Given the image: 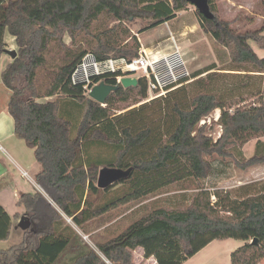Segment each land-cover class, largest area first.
<instances>
[{"label": "trees", "instance_id": "1", "mask_svg": "<svg viewBox=\"0 0 264 264\" xmlns=\"http://www.w3.org/2000/svg\"><path fill=\"white\" fill-rule=\"evenodd\" d=\"M206 1V11L196 8L200 27L228 49L237 67L230 70L264 73V56H258L249 44V40L262 41L263 28L236 31L231 21L216 15L211 0ZM188 4L187 0H0V57L7 50L6 34L15 38L17 46L16 56L0 74L10 90L7 109L14 133L33 149L41 165L35 181L46 194L38 190L22 193L18 200L22 214L11 216L0 204V240L10 237L13 220L23 219L22 226L18 221L15 224L21 239L0 248V264H56L67 252L71 255L61 264H135L132 251L137 247L142 248L144 258L153 257L157 264H182L209 242L226 238L244 241L230 253L231 264H257L264 257V179L257 185L245 183L239 195L200 185L187 205L152 209L94 247L73 227L85 231L90 221L166 185L207 178L213 170V156L231 158L240 169L264 163V150L257 145L249 157L238 158L233 153V148L264 136L261 99L245 105L244 99L226 103L215 92L187 93L185 83L201 82L205 72L206 78H212L213 66L193 71L190 80L148 101H143L147 88L142 77L129 87L120 85L114 76L100 77L119 85L103 104L71 84L70 73L85 49H69L48 71V79L40 80L50 44L54 40L57 47H63L64 31L73 40L76 31L89 32L100 16L108 15L118 24L103 31L91 52L99 59L133 57L139 43L128 29L118 28L119 23L139 18L146 22L145 31L171 20ZM131 93L135 94L131 105L137 106L112 111L115 101H125ZM52 96L55 99L45 100ZM154 105L169 121L158 136L147 113ZM76 106L82 113L73 126ZM215 109L220 110L214 122L221 128L217 138L207 133L206 122L200 123ZM89 143L111 152L112 159L104 165L92 160L85 151ZM102 166L129 170V174L102 189L97 186ZM115 186H121V191L103 198ZM62 214L73 225L65 223Z\"/></svg>", "mask_w": 264, "mask_h": 264}, {"label": "rangeland", "instance_id": "2", "mask_svg": "<svg viewBox=\"0 0 264 264\" xmlns=\"http://www.w3.org/2000/svg\"><path fill=\"white\" fill-rule=\"evenodd\" d=\"M211 3L212 9L216 15L220 19L231 21V27L236 31L244 32L263 28L260 33L262 41L260 40L257 42L249 40V44L254 52L258 56L263 57L264 0H211ZM115 24L118 23L112 20L108 15H102L93 23L91 31L78 30L75 32L76 35L73 40H71L68 32L64 31L61 33V42L64 46L57 47L56 44L53 43L54 40H52L50 51L47 54V63L45 67L39 71L40 80L46 81L48 79V71L51 67H55V65L60 63V58L62 61L63 56L68 53L69 49L74 50L77 48L80 50L85 49V52L92 51V47L97 42V38H103V31L110 29V27ZM119 24L118 28H121L123 31L128 29L131 34L135 35L140 48L146 46L161 50V52H166L172 44L169 39L172 35L185 54L190 73L196 70L204 71L211 66L214 67L210 70L215 71L212 78H206L205 72L202 74L203 80L201 82L185 83L184 86L189 95L201 90L220 94L226 103L239 99H244L243 104L245 105L255 103L257 99H261L264 103V73L230 70L231 68L237 67L232 64L228 49L218 43L211 34L206 33L200 27L199 17L194 5L189 3L184 9L177 11L175 17L171 20L145 31H142V29L146 22L139 18ZM118 28H115V30H118ZM93 34L94 36L92 37ZM123 37L126 38L125 36ZM126 40H128V38ZM9 46L10 45L7 44L6 48L11 49ZM13 49H17L16 44H14ZM246 68L252 69L249 65L246 66ZM134 97L135 94L131 93L129 99L125 101H115L112 105V111L119 113L137 106L138 104L131 105ZM63 98H66V96H61V99ZM157 107L158 105H154L147 109V113H149V117H151L150 123L151 126L155 128L154 134L156 136L165 130L166 127H169V121H165L163 115L158 113L159 110H157ZM75 108L73 113L76 114L75 116L73 115L74 118H71L73 126L78 122V118H80L79 114L81 116L82 113L81 107L80 111L78 106ZM154 110L156 112H154ZM219 113L220 110L215 109L200 122H206V131L211 134L213 138H217L221 132L220 126L214 123ZM211 125L212 128H209ZM256 145L260 150H264V136L258 139L253 138L240 148H233V153L235 157L238 158L249 157L256 151ZM85 151L92 160L99 161L103 165L113 157L111 152L103 147H96L93 143H89L87 146L85 145ZM212 163L213 170L207 178L201 181L187 179L178 183H172L158 189L146 197L116 207L103 214L101 217L90 221L85 231L80 230L81 237L89 246L94 247L96 242L104 241L118 234L130 222L152 209L162 206L174 208L187 205L200 185L210 189H220L222 191L230 190L232 195H239V193L244 191L240 187L245 183L250 182V184L255 183L257 185L258 182L264 179V163H262V165L256 164L246 169H240L234 166L231 158L227 157L222 160L216 156L212 157ZM121 189V186H115L106 191L103 198H108L117 194ZM211 199H214V197H211ZM14 205L15 206L9 209L10 212L15 210L18 211L19 207L20 210H23V206L18 207L16 204ZM62 215L65 218V223L73 225L71 220L64 216V214ZM73 227L78 230L76 226L73 225ZM10 243V241L6 240L0 241V248H7ZM243 244V240L235 238L213 240L182 264H231L230 253ZM70 255L71 254L67 252L56 264H61V261L66 260ZM137 256L139 255L135 252L134 258ZM257 264H264V257Z\"/></svg>", "mask_w": 264, "mask_h": 264}, {"label": "built area", "instance_id": "3", "mask_svg": "<svg viewBox=\"0 0 264 264\" xmlns=\"http://www.w3.org/2000/svg\"><path fill=\"white\" fill-rule=\"evenodd\" d=\"M169 39L172 44L168 51L161 52L157 49L146 51L141 47L138 54L133 57L108 56L99 59L93 52L87 51L72 69L69 76L70 82L81 86L88 96L92 87L103 81L99 79L102 76H114L118 83L125 76L137 79L142 77L146 80L147 88V97L144 101L163 96L180 86L185 79L190 80L191 77L184 52L172 35ZM0 152H4L1 144ZM20 172L22 176L30 178L25 170ZM38 188L40 192H44L40 186ZM106 263L111 264L108 261Z\"/></svg>", "mask_w": 264, "mask_h": 264}, {"label": "crops", "instance_id": "4", "mask_svg": "<svg viewBox=\"0 0 264 264\" xmlns=\"http://www.w3.org/2000/svg\"><path fill=\"white\" fill-rule=\"evenodd\" d=\"M5 42L10 45L9 47L11 49H13L15 38L10 34H6ZM145 47L143 46L142 48L146 49V51L153 50V48ZM11 59L10 55L6 52L1 55L0 74ZM9 96L10 90L3 85L0 76V144L4 148V152H0V204L12 216L16 213L22 214L24 212V208L23 210H20L19 206L21 205L18 204L19 197L22 193L34 192L35 190L40 191L38 188L40 185L35 181V176L40 172L41 165L35 159L33 149L28 147L25 142L14 133L13 118L7 109ZM53 99H55V96L45 98V100ZM20 170H25L30 178L22 176ZM41 193L46 196L44 192ZM48 200L52 202L49 198ZM14 204L19 207V210L10 212L9 209H11L12 206H15ZM17 221L18 219L13 220L11 235L6 239V241L11 242L10 245L19 242L21 239V231L15 227ZM77 232L81 234L80 231L77 230ZM135 252L139 255L136 258H134ZM132 253L133 262L135 264L141 262L142 264H157L153 257H143V250L141 247H137Z\"/></svg>", "mask_w": 264, "mask_h": 264}, {"label": "water", "instance_id": "5", "mask_svg": "<svg viewBox=\"0 0 264 264\" xmlns=\"http://www.w3.org/2000/svg\"><path fill=\"white\" fill-rule=\"evenodd\" d=\"M190 4L194 5L195 8L206 11L208 9L207 7V1L206 0H187ZM6 53L10 55L11 58H14L16 56V50L15 49H7ZM137 84V78L125 76L122 77L120 80V85L123 87H129L134 86ZM119 85L117 84H108L104 81H100L98 84L94 85L89 92L88 96L92 98L93 100L99 102L100 104L105 103L106 98L108 95L117 90ZM129 174V170H123L120 168L115 167H102L98 171V177H97V186L99 188H107L119 179L125 178ZM23 219L21 218L18 222L19 226H22ZM256 239H253L252 242H255Z\"/></svg>", "mask_w": 264, "mask_h": 264}]
</instances>
